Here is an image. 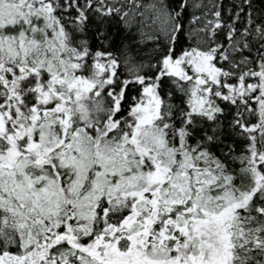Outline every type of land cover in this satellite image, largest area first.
I'll list each match as a JSON object with an SVG mask.
<instances>
[{"label": "snow or ice", "instance_id": "obj_1", "mask_svg": "<svg viewBox=\"0 0 264 264\" xmlns=\"http://www.w3.org/2000/svg\"><path fill=\"white\" fill-rule=\"evenodd\" d=\"M0 264H264V0H0Z\"/></svg>", "mask_w": 264, "mask_h": 264}]
</instances>
